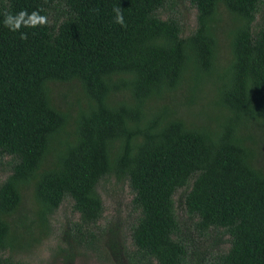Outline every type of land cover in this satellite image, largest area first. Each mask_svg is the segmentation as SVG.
I'll return each mask as SVG.
<instances>
[{
    "label": "trees",
    "instance_id": "trees-1",
    "mask_svg": "<svg viewBox=\"0 0 264 264\" xmlns=\"http://www.w3.org/2000/svg\"><path fill=\"white\" fill-rule=\"evenodd\" d=\"M189 1L185 37L167 0H0V264H29L66 199L95 249L111 176L139 211L130 264H264V0ZM180 190L192 230L227 251L196 252Z\"/></svg>",
    "mask_w": 264,
    "mask_h": 264
},
{
    "label": "rangeland",
    "instance_id": "rangeland-1",
    "mask_svg": "<svg viewBox=\"0 0 264 264\" xmlns=\"http://www.w3.org/2000/svg\"><path fill=\"white\" fill-rule=\"evenodd\" d=\"M60 14V13H58ZM196 7L189 0H167V3L160 11L163 19L176 18L183 27V36L191 35L197 29ZM56 16V13H55ZM256 25H264V3L257 15ZM227 51L224 50V53ZM67 91L66 86L60 88ZM57 102H60L57 100ZM10 158H4L8 161ZM9 175V169L2 171L0 167V183ZM183 190L176 196L178 215L183 223H187L191 230L185 233L195 237L196 252L214 254L222 248L227 251L229 244L221 245L220 239L200 237L192 230L193 221L189 218L184 204ZM99 193L104 202V215L98 223L97 232L101 234L102 240L96 244L95 249L87 248L85 244L76 241L75 224L79 222V214L74 210L72 199H66L51 220L53 233L48 240L40 244L36 250L24 257L29 264H61L64 255L59 253L58 247H65L62 244L64 231L74 244L75 259L73 264H130L128 253L131 256L136 252L132 243L133 226L137 223L139 211L134 207L133 193L127 180H118L115 176L105 179L99 186ZM192 237H190L192 239ZM227 239V236L225 237ZM222 241V240H221ZM110 251L111 257L106 259L104 251ZM7 255V253H5ZM209 256V255H207Z\"/></svg>",
    "mask_w": 264,
    "mask_h": 264
},
{
    "label": "clouds",
    "instance_id": "clouds-1",
    "mask_svg": "<svg viewBox=\"0 0 264 264\" xmlns=\"http://www.w3.org/2000/svg\"><path fill=\"white\" fill-rule=\"evenodd\" d=\"M113 12H114V21L118 24H123L124 23V16H123V13L121 11V8L120 7L114 8ZM19 15L24 16L25 13L21 12ZM32 15L35 16V15H37V13L33 12ZM40 19H41V21H43L44 17H40ZM11 20H12V17L7 16L5 19V23L9 24L11 22ZM16 27H19V24H17Z\"/></svg>",
    "mask_w": 264,
    "mask_h": 264
}]
</instances>
